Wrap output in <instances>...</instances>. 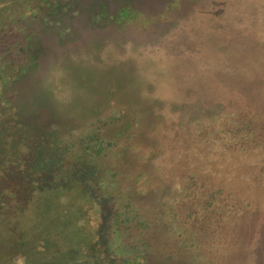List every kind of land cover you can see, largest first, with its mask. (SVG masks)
Wrapping results in <instances>:
<instances>
[{
  "label": "rangeland",
  "instance_id": "obj_1",
  "mask_svg": "<svg viewBox=\"0 0 264 264\" xmlns=\"http://www.w3.org/2000/svg\"><path fill=\"white\" fill-rule=\"evenodd\" d=\"M0 264H264V0H0Z\"/></svg>",
  "mask_w": 264,
  "mask_h": 264
},
{
  "label": "trees",
  "instance_id": "obj_2",
  "mask_svg": "<svg viewBox=\"0 0 264 264\" xmlns=\"http://www.w3.org/2000/svg\"><path fill=\"white\" fill-rule=\"evenodd\" d=\"M125 12L126 10L122 11V14ZM127 13L125 14L127 15ZM92 136H94L95 142H98L96 152L100 150L99 152L101 153L109 148V145L106 144L104 140H99L96 138L95 134H92ZM137 202L138 201L134 200L121 202L111 214L109 235L112 237L115 244L120 243L119 241L125 236L130 237L131 234L134 237L145 236V234L150 233L154 229L152 219L149 218L147 211L140 207ZM128 244L134 252L144 255L145 260L148 259L149 262H153L151 257H153L155 252L157 253L158 251L164 256V262H170V260H173V256L177 255L176 252L173 253L172 256L167 255V252L162 250V246L154 243L149 237L142 239L138 243L134 242ZM97 254L94 253L93 255L96 256ZM140 259L141 258L139 257V263Z\"/></svg>",
  "mask_w": 264,
  "mask_h": 264
}]
</instances>
